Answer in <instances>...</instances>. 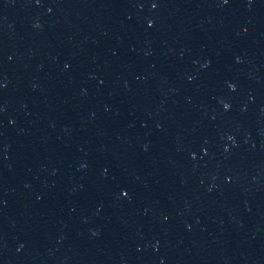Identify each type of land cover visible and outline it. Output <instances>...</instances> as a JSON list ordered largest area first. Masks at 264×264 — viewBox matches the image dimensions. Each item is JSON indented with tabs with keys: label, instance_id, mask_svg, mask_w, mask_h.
I'll list each match as a JSON object with an SVG mask.
<instances>
[{
	"label": "water",
	"instance_id": "water-1",
	"mask_svg": "<svg viewBox=\"0 0 264 264\" xmlns=\"http://www.w3.org/2000/svg\"><path fill=\"white\" fill-rule=\"evenodd\" d=\"M0 264H264V0H0Z\"/></svg>",
	"mask_w": 264,
	"mask_h": 264
},
{
	"label": "snow or ice",
	"instance_id": "snow-or-ice-1",
	"mask_svg": "<svg viewBox=\"0 0 264 264\" xmlns=\"http://www.w3.org/2000/svg\"><path fill=\"white\" fill-rule=\"evenodd\" d=\"M37 2H39V0H37ZM229 2V0H224V3L227 4ZM158 6V4L156 2H153L152 4V7L153 8H156ZM149 26H151V22H149ZM233 90H234V86H233ZM230 107V105L228 104H224V108L225 109H228ZM124 195L127 196L128 193L127 192H124Z\"/></svg>",
	"mask_w": 264,
	"mask_h": 264
}]
</instances>
